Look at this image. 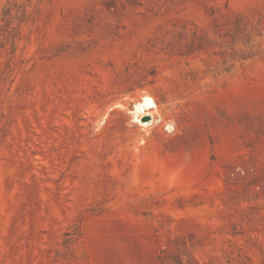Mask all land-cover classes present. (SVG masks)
Instances as JSON below:
<instances>
[{"label":"rangeland","instance_id":"rangeland-1","mask_svg":"<svg viewBox=\"0 0 264 264\" xmlns=\"http://www.w3.org/2000/svg\"><path fill=\"white\" fill-rule=\"evenodd\" d=\"M0 264H264V0H0Z\"/></svg>","mask_w":264,"mask_h":264},{"label":"bare ground","instance_id":"bare-ground-1","mask_svg":"<svg viewBox=\"0 0 264 264\" xmlns=\"http://www.w3.org/2000/svg\"><path fill=\"white\" fill-rule=\"evenodd\" d=\"M133 108L134 110H132V112L134 116L136 117V119H139L142 115V108H146L148 110L153 108L157 109V104L151 97L145 96L142 98V101L139 104H135Z\"/></svg>","mask_w":264,"mask_h":264}]
</instances>
